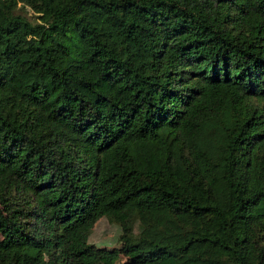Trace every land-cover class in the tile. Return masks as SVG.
Instances as JSON below:
<instances>
[{"label":"trees","instance_id":"trees-1","mask_svg":"<svg viewBox=\"0 0 264 264\" xmlns=\"http://www.w3.org/2000/svg\"><path fill=\"white\" fill-rule=\"evenodd\" d=\"M0 264H264V0H0Z\"/></svg>","mask_w":264,"mask_h":264},{"label":"rangeland","instance_id":"rangeland-1","mask_svg":"<svg viewBox=\"0 0 264 264\" xmlns=\"http://www.w3.org/2000/svg\"><path fill=\"white\" fill-rule=\"evenodd\" d=\"M121 231L118 226L110 223L106 218L98 220L88 245L97 249H119L122 244L119 240Z\"/></svg>","mask_w":264,"mask_h":264}]
</instances>
